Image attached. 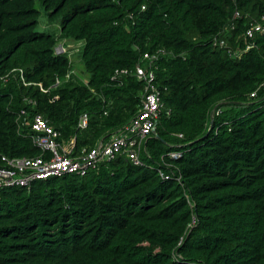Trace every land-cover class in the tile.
Instances as JSON below:
<instances>
[{
	"label": "trees",
	"instance_id": "1",
	"mask_svg": "<svg viewBox=\"0 0 264 264\" xmlns=\"http://www.w3.org/2000/svg\"><path fill=\"white\" fill-rule=\"evenodd\" d=\"M236 10L229 41L245 45L264 0H0V163L40 153L25 123L36 112L78 149L127 123L144 84L111 77L147 51H168L154 69L171 109L146 143L147 166L118 156L85 176L0 189V264H264V34L241 58L210 43ZM64 38L85 41L88 78L78 71L44 93L33 83L48 88L75 69L54 53Z\"/></svg>",
	"mask_w": 264,
	"mask_h": 264
},
{
	"label": "built area",
	"instance_id": "2",
	"mask_svg": "<svg viewBox=\"0 0 264 264\" xmlns=\"http://www.w3.org/2000/svg\"><path fill=\"white\" fill-rule=\"evenodd\" d=\"M145 8V6L143 7ZM243 13L236 10L230 20V23L211 39L214 49L224 48L234 58H241L245 53L256 47L255 38L257 35L264 34V15L260 19L252 18L243 33L245 45L240 43V37L236 38L233 44H229L226 39V33L237 28L238 22L243 19ZM59 40L54 47L56 55L68 54L70 50L78 52L80 45L84 46L85 41ZM69 44V46H67ZM73 52V53H74ZM168 51L159 48L154 52H145L138 63L132 68H118L114 71L111 82L115 84H123L124 80L129 76H134L138 81L144 84V94L139 104L138 111L123 124L119 129L113 131L106 139H100L95 145H84L78 149L77 136L65 139L58 129H56L49 120L41 113L36 112L31 121L25 120L30 128L28 136L32 139L33 144L40 150V153L34 156H8L1 155L0 163V189L8 187H31L38 180H44L49 177L62 176L65 174H77L85 176L92 170L96 169L100 163L111 161L118 156H126L137 166H147L144 157H148L149 152L146 143L149 138L156 133L158 121L161 115L167 111L169 114L171 109L163 99V90L155 83L156 72L155 64L159 59L166 55ZM142 62H147L144 65ZM20 75L25 85L24 71L20 69ZM76 69L69 71L64 77H57L56 81L48 88L44 87L42 82H35L34 85L40 87L44 93H49L64 81H68L73 75H77ZM9 76L1 77L6 79ZM264 83L261 84L263 86ZM260 86V87H261ZM259 87V88H260ZM257 88L251 93L252 97L257 96L259 90ZM59 96H54L51 102H55ZM30 103L36 104V101L29 100ZM222 107L216 106L212 116L221 115ZM26 109L21 110L19 117L28 116ZM89 124V117L86 113L82 114L79 120L78 128L85 129ZM182 136V135H180ZM171 157H181V151L170 152ZM164 179L176 178L178 181L181 177L175 176L173 172L166 173L159 170ZM195 222V220H194ZM183 240V238H182ZM181 240V241H182ZM178 256H176L177 260Z\"/></svg>",
	"mask_w": 264,
	"mask_h": 264
},
{
	"label": "rangeland",
	"instance_id": "3",
	"mask_svg": "<svg viewBox=\"0 0 264 264\" xmlns=\"http://www.w3.org/2000/svg\"><path fill=\"white\" fill-rule=\"evenodd\" d=\"M255 16H256V13H253ZM43 25H41V27H42V29H47V30H52L47 24H45V23H42ZM50 32V31H49ZM51 32H53V31H51ZM63 40H65V39H63ZM63 40H61V41H63ZM67 46H69V44H67ZM82 44L80 45V50L82 49ZM75 50H70L69 51V55H70V57H71V59H72V61H74V65H75V69L77 70V71H79V72H81L82 73V68H83V65H82V62H81V60H80V58H79V56H78V54H77V52H74ZM74 52V53H73ZM82 76H83V78L84 79H87L88 78V75L86 74V73H82Z\"/></svg>",
	"mask_w": 264,
	"mask_h": 264
},
{
	"label": "clouds",
	"instance_id": "4",
	"mask_svg": "<svg viewBox=\"0 0 264 264\" xmlns=\"http://www.w3.org/2000/svg\"><path fill=\"white\" fill-rule=\"evenodd\" d=\"M143 7H144V6H143ZM143 9H145V8H143ZM229 23H230V21H228V23H227V24H226V25H225L220 31H222V30H223V29H224ZM236 29H237V28H236ZM236 29H235V30H236ZM220 31H219V32H220ZM232 31H234V30H230V31H228V32L226 33V36H225L226 39L228 40L229 44H231L230 41H229V36L231 35V32H232ZM219 32H217V33H219ZM211 39H212V38H211ZM211 39H210V43H211ZM61 40H62V39H61ZM232 44H233V43H232ZM211 46H212V44H211ZM212 48H213V46H212ZM213 49H214V48H213ZM219 49H224V48H217L216 50H219ZM227 52H228V51H227ZM248 52H249V51H248ZM228 53H229V52H228ZM230 56H231V55H230ZM214 118H215V117H214ZM105 139H106V138H105ZM97 142H98V141H97ZM97 142H96V143H97ZM122 156H124V155H122ZM125 157H126V156H125ZM126 158H127V157H126ZM127 159L130 160L129 158H127ZM136 166H137V165H136Z\"/></svg>",
	"mask_w": 264,
	"mask_h": 264
},
{
	"label": "water",
	"instance_id": "5",
	"mask_svg": "<svg viewBox=\"0 0 264 264\" xmlns=\"http://www.w3.org/2000/svg\"><path fill=\"white\" fill-rule=\"evenodd\" d=\"M214 121H215V118H214V116H211V119H210V123H211V126H210V128H209V130H208V132H207V134L211 131V129H212V126H213V124H214ZM206 134V135H207ZM205 135V136H206Z\"/></svg>",
	"mask_w": 264,
	"mask_h": 264
}]
</instances>
